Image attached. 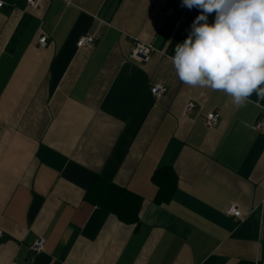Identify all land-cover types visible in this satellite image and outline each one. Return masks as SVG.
I'll use <instances>...</instances> for the list:
<instances>
[{"label":"crops","instance_id":"1","mask_svg":"<svg viewBox=\"0 0 264 264\" xmlns=\"http://www.w3.org/2000/svg\"><path fill=\"white\" fill-rule=\"evenodd\" d=\"M2 1L0 264H264V100L238 108L223 91L182 83L169 59L200 10ZM83 35L96 38L79 46ZM136 38L155 48L146 63L127 58ZM157 83L167 85L158 97ZM164 165L178 187L159 202L152 174ZM96 176L142 196L138 223L87 196Z\"/></svg>","mask_w":264,"mask_h":264},{"label":"clouds","instance_id":"2","mask_svg":"<svg viewBox=\"0 0 264 264\" xmlns=\"http://www.w3.org/2000/svg\"><path fill=\"white\" fill-rule=\"evenodd\" d=\"M201 12L175 46L179 80L223 91L238 108L264 100V0H182ZM215 13L213 23L208 14ZM255 93L257 100L249 98Z\"/></svg>","mask_w":264,"mask_h":264},{"label":"trees","instance_id":"3","mask_svg":"<svg viewBox=\"0 0 264 264\" xmlns=\"http://www.w3.org/2000/svg\"><path fill=\"white\" fill-rule=\"evenodd\" d=\"M152 180L158 186L156 200L168 201L178 187V177L170 165L160 166L152 174ZM87 196L114 212L121 220L128 223H138L143 198L128 187L118 185L96 176Z\"/></svg>","mask_w":264,"mask_h":264},{"label":"built area","instance_id":"4","mask_svg":"<svg viewBox=\"0 0 264 264\" xmlns=\"http://www.w3.org/2000/svg\"><path fill=\"white\" fill-rule=\"evenodd\" d=\"M29 5L33 7H39L42 3V0H27ZM4 5V1L0 0V6ZM173 14V10L169 9L163 14V19H167ZM94 35H83L80 37L78 40V45L83 46V45H89L94 42L95 40ZM48 42V37L47 35H42L40 37V44L42 46H45ZM155 50L154 46L150 42L142 41L138 38H136L132 46L128 52L127 58L138 64H143L146 63L152 54V52ZM167 90V85L165 83H157L151 86V91L155 96H160L162 93H164ZM194 106V101L190 100L186 104V111H190L192 107ZM220 118V112L219 111H211L206 115V122L209 125L216 124ZM256 127L258 129H264V118L258 119L256 122ZM227 213L230 215L234 216L236 219H242V211L240 207L236 203H230L227 207ZM3 235V230L0 228V238ZM44 243L45 239L40 236L38 237L31 245V250L36 252V251H42L44 249Z\"/></svg>","mask_w":264,"mask_h":264}]
</instances>
